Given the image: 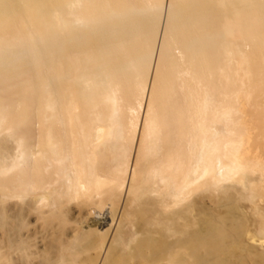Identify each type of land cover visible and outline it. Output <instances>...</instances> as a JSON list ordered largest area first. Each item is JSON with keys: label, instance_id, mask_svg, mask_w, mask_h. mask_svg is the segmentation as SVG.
<instances>
[{"label": "bare ground", "instance_id": "bare-ground-1", "mask_svg": "<svg viewBox=\"0 0 264 264\" xmlns=\"http://www.w3.org/2000/svg\"><path fill=\"white\" fill-rule=\"evenodd\" d=\"M152 57L123 169L138 119L129 131L121 111L146 98ZM13 81V107L0 97V175L13 174L0 264H264V152L244 148L264 90V0H0V84ZM8 198L35 211L41 251ZM67 198L110 205L105 235L106 218L69 226Z\"/></svg>", "mask_w": 264, "mask_h": 264}, {"label": "rangeland", "instance_id": "rangeland-1", "mask_svg": "<svg viewBox=\"0 0 264 264\" xmlns=\"http://www.w3.org/2000/svg\"><path fill=\"white\" fill-rule=\"evenodd\" d=\"M164 2H166V0H164ZM253 50H254V48L251 46L250 47V52L252 53ZM236 54H237V52L235 51L233 53V55L236 56V57H238V55H236ZM153 59H154V57H152L151 64H150V68L148 69V72H147V78H146V91L147 92H145L146 98H143V97L140 96L141 98H143L144 101L142 102L141 101V98H140V100L137 99L136 100V103L137 104L135 103L134 100H132L134 102V104H135L134 105L135 115H133L134 114L133 113L134 112L133 111L134 109H133V106H132L133 104L131 105V101H130V104H128V105H131V107L133 109L131 111H132L133 114L130 113L131 111L129 113L132 114V115H130L129 113H127L130 110L129 108H131L130 106H128L129 108H126L127 106H125V107L123 106L124 107V114H123V111H121L122 112L121 114L123 116L122 118H123V121L125 122L124 124L126 126V129L129 128V127H131V126L133 128V124L138 119L137 120L138 125L135 123L137 125V128H136L137 130H136V135L134 137V140L132 142L131 153H130L129 161L127 159H123V163H125V164L122 165V168L123 169L125 168V165L128 166L129 169L131 167V161L133 159V155H134V151H135V147H136V139H137V137L139 136V133H140L139 132L140 131L139 128H140V126H142V123H143L142 121H144V119L142 117H143L145 111L143 112V110L146 107L147 94H148L149 86L151 84L150 82L152 81L151 80V77H153V75H152V63L154 61ZM237 60H238V58H236V61ZM236 61H235V66L233 64L234 62H232V64H231L232 69L235 71V72H232V74H233L232 82H233V84L236 83L235 85L238 87V89L240 88V92H243V93H241L242 94L241 97H245V95L247 93H249L250 88L253 85H249L250 82L248 83L246 81L245 77L242 76V72L241 71L236 72L237 67H238ZM14 82L15 81L8 82V83L4 82V83H1L0 84V97L3 100V103H4L5 107H6V110H8L9 108H12L13 107V104H14L13 101H17L14 98H12V99L10 98L11 97V94L10 93H13L14 94V92L17 90L16 88H18L15 85L11 86ZM263 83H264V81H263ZM244 84H245V86H244ZM27 85L28 84H26L25 86L28 89V86ZM25 86H24V88H25ZM30 87H31L30 88L31 90L32 89H35V86L32 88V85H30ZM246 87H248V88L246 89ZM27 92L28 91H26V92L24 91V95L25 96L23 97L24 98L23 105L26 108H28V110L29 109H31V110H29V118L30 119L27 120V125L24 128L31 132V134H32V138L31 139L33 140L35 138V135H36V132H37V130H36L37 129L36 128V123H35V121H36V114H35V107H34L35 98H32V97L35 96V94L32 93V96H28V93ZM261 97H264V90L260 91L259 94H257V96L255 97L256 99H258L260 101V103H258V104H262V109L257 104L256 101L252 103V105L250 106V108H246L247 109L246 110V113L247 114H246V117H245V119H246L245 120V123H246L245 124V127H247V128L251 127V130H253V131L251 133L252 140L249 143H246L245 142L244 143V148H247L248 149V145H250V150L252 152L254 150V152H257L258 151L259 153L262 154V152H264V150H263L264 148L260 147L259 145H258L257 148H254V144L257 145V143L260 142L261 140H263V138H264V133H263L264 123L263 124H260V122H258V121H253V117H254V112L253 111H255L258 114L260 111H262L264 109V98H261ZM138 100H139V104H141L140 101L143 103L142 104V109H141V106L138 105ZM143 105H144V108H143ZM254 109H256V110H254ZM122 110H123V108H122ZM125 111H127V112H125ZM259 114L261 116L263 115V118L261 120H262V122H264V111H263V114H261V113H259ZM9 117H10V115H9ZM131 118H132V121L134 123L131 121ZM144 118H145V115H144ZM127 122H129V123H127ZM130 123H133V124H130ZM252 126H253V128H252ZM127 130L130 131V128L127 129ZM23 132H25L24 129H23ZM123 138L120 140V143H122L125 140L126 135ZM128 149H129V146H128ZM126 161H128V163H126ZM12 175L13 174H8V173L7 174H4V175H0V184L2 186L3 185H6L8 183L7 178L11 177ZM126 176H128V173H127ZM126 178H128V177H126ZM5 199L7 200V198H5ZM27 201L28 200H25L22 203V202L15 201V199H13V198H8V201H6V203L4 204V210H7V211L9 210L10 213L11 212L14 213L16 211H21L22 210V213L24 214V217H25L24 218L25 219L24 222L26 224H28V226H29L28 227V230L33 234V236H32L31 239L34 241V243L36 244V246H38V248L40 249L39 251H41V249L44 247V243H45L44 235L41 232V228H42L41 227V222L36 219V216H35L36 213H34L35 211H29V207H28V204L29 203H27ZM62 205H63L62 206V211L65 213V218L67 219V222H68L69 226H71V227H77V228H79V229H81L83 231H87V230H90V229H94L95 226H96V224L98 225V224L102 223L103 222L102 219H105L106 218V220L103 222L104 224H102V226H100V227L99 226L97 227V229L101 233V232H104L107 229V225L106 224L108 222L110 223V220H109V219H111V211H110V208H109L110 205L109 206L108 205L107 206L105 205V206H101V207H97L95 205L85 206L84 204H82V202H80V200L78 201L77 199H69V198L64 199ZM104 207H106V208L104 209ZM107 209H108V211H106ZM101 212L102 213L105 212V213L102 214ZM92 213L95 214V215H93V218H92ZM99 213H101L100 214L101 216L99 215ZM98 221H99V223H97ZM90 224H91V227L88 226ZM103 228H104V230H103ZM101 234H102V236L105 235L104 233H101ZM0 235H1V232H0Z\"/></svg>", "mask_w": 264, "mask_h": 264}]
</instances>
